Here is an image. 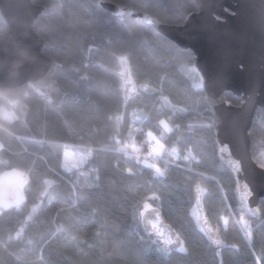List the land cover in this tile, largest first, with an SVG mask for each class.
Segmentation results:
<instances>
[{"label":"trees","instance_id":"trees-1","mask_svg":"<svg viewBox=\"0 0 264 264\" xmlns=\"http://www.w3.org/2000/svg\"><path fill=\"white\" fill-rule=\"evenodd\" d=\"M110 1L134 5L164 24L177 26L198 11L195 0ZM34 2L45 6L35 24L36 32L48 42L43 53L59 65L50 87L31 84L51 95L54 103L48 104L29 88L21 103L8 105L19 118L11 123L0 119V142L5 147L0 157L28 177L22 211L0 214V264L39 262L41 257L43 264H264V259L257 260L264 255V200L261 222L245 214L238 204L233 173L218 157L216 120L207 93L194 87L201 74L190 71L196 68L193 51L132 18L121 23L93 0ZM0 17L3 32L7 23ZM121 54L128 56L138 85L137 95L128 100L116 74ZM143 85H148L149 91H144ZM226 97L235 105L242 103V98L230 92ZM6 103L0 96V105ZM134 113L147 120L133 123ZM117 115L122 119L117 120ZM163 119L172 127L163 143L169 152L175 148L178 155L150 160L166 169V175L157 176L154 168L137 164L117 149L132 143L140 146L147 131L159 135L158 122ZM207 124L213 126L205 127ZM250 134L253 157L259 162L260 153H264L261 110ZM65 145L77 153L92 149L78 173L64 169ZM147 151L145 147L141 159ZM189 151L194 160L184 159ZM128 169L134 174L129 175ZM7 171L11 169L0 165V174ZM82 171L88 176L80 175ZM44 178L54 184L41 210L24 223L44 190ZM17 183L6 181L4 186ZM197 185L207 190L203 205L212 225L219 229L223 241L219 250L212 247L193 216ZM152 196L158 199L149 200ZM145 201L162 210L185 241L187 254L173 251L169 256L159 255L160 245L139 222ZM241 216L252 225L251 244L239 227ZM21 227V237L9 241V234L15 236ZM69 234L80 242L66 243Z\"/></svg>","mask_w":264,"mask_h":264},{"label":"water","instance_id":"water-1","mask_svg":"<svg viewBox=\"0 0 264 264\" xmlns=\"http://www.w3.org/2000/svg\"><path fill=\"white\" fill-rule=\"evenodd\" d=\"M93 2L99 8L111 12L114 17L116 6L122 5L110 0ZM195 2L199 7L198 11L188 14L183 24H164L153 16L160 23L152 28L169 37L181 48L193 51L195 66L205 77L204 89L216 120L214 131L218 157L233 173L238 204L240 201L237 184H248L252 195L248 198L247 208L259 211L253 216L247 208L241 204L240 206L245 214L261 222L264 169L253 157L250 132L258 109L264 110V0ZM44 11L45 6L36 4L34 0H0V13L7 23V29L0 32L1 97L5 98V94L10 90L19 89V95L9 98L17 99L21 103L28 94V84L51 86L52 73L59 63L43 53V48L48 42L35 29V24ZM145 12L135 8L134 14L127 18L140 22ZM133 81L136 91H130L125 100L135 97L138 93L137 82L134 78ZM227 92L242 98V103L235 105L228 101ZM223 145L228 146L232 159L241 161L242 170L239 173H235L228 166V153L221 158L220 148ZM88 174L84 171L80 173L84 176ZM193 195L196 203L197 186ZM153 208L159 209V227L165 231L171 228L177 232L164 218L162 210L155 206ZM200 214L207 217L208 224L213 229H217L212 225L204 205ZM146 215L149 219H154L150 212ZM143 227L146 229L144 224ZM146 232L151 240L158 243L159 238L155 232L150 228ZM210 242L216 250L221 248L211 240Z\"/></svg>","mask_w":264,"mask_h":264},{"label":"snow or ice","instance_id":"snow-or-ice-1","mask_svg":"<svg viewBox=\"0 0 264 264\" xmlns=\"http://www.w3.org/2000/svg\"><path fill=\"white\" fill-rule=\"evenodd\" d=\"M117 11L115 12V18L118 19L121 23H124L126 21L127 17H130L135 12V6L134 5H117ZM143 24H146L150 27L156 26L160 23L159 20L154 18L153 16L149 15L147 12H145L142 20L140 21ZM3 25H0V30H3ZM91 51V50H90ZM118 61L120 64V70L116 73L121 81V90L125 93V97L127 98V94L132 91H136V86L132 78V68L129 64V59L126 54H121L118 56ZM190 71L192 72H198L196 68H191ZM205 77L204 75H199L198 79L194 85L197 91H203L205 86ZM131 85V87H129ZM28 88L33 89V91L36 92V94L44 101H46L48 104L54 103L53 98L48 93L41 91L39 88H35L33 85L29 84L27 86ZM144 91H149L148 85H143ZM20 90L19 89H13L10 90L8 93L5 94V99L7 101L6 104L0 105V119H3L5 122L11 123L13 120L18 119L14 112L9 111L8 105H18L19 100L17 99H10L9 97H15L19 95ZM27 94V93H25ZM206 99V97H205ZM165 103H169L167 100V97L163 98ZM183 111H186V109H182ZM117 120H121L122 116L117 115L115 117ZM147 120V117L142 115H136L133 114V123L140 122L144 123ZM205 127L211 128L212 124L204 125ZM158 127L162 129L159 135H155L152 131H147L146 133H143V135L146 137V139L142 142L140 146H137L135 143H132L131 145H123L120 148L117 149V151L125 153L127 156L132 157L136 160L137 164L143 163L144 165H147L150 168L155 169V174L157 176H164L166 175V169H162L159 167L158 164L150 163V160H156V161H162L165 154L176 156L178 155L177 150L173 148L171 152L166 149L165 144L163 143L165 136L168 133L172 132V127L170 126V123L168 120H160L158 122ZM176 127H179L178 125ZM7 131V129H5ZM137 132H142V129H135ZM129 136H132V131L130 130ZM116 143H120V141L117 139ZM65 148L68 146L65 145ZM148 149L147 156L141 159L143 149ZM5 151V147L3 142H0V152ZM92 149H82L79 153H64V169L65 171H71L73 169H80L83 167L84 163L87 161V159L91 156ZM221 158L223 159V155L225 153H228L229 159L227 161L228 166L235 172L239 173L241 169V161L239 159H232L231 153L228 150L227 145H223L220 148ZM78 157V158H77ZM185 160H194L195 157L191 155V152L189 151L188 155L184 157ZM260 167L264 169V159H261L259 161ZM0 165H3L4 167L10 168V172H6L2 175H9V176H15L18 177V183L14 186L5 188L3 180L0 179V214H4L8 211L15 210L17 212L22 211V206L25 201L24 196V184L28 183V177L25 172L19 171L17 168H13L11 164L4 160L2 157H0ZM129 175H133L131 169L127 170ZM55 174L54 172L52 173ZM43 184L45 185L44 190L39 193V196L37 198V202L33 204L31 210L28 212L27 216L24 217V223H28L31 221L34 216L41 210V205L44 201V199L48 196L49 189L54 184V181L44 178ZM237 190L239 192V201L240 204L247 208L248 198L252 195L251 190L248 187V184H237ZM207 190L201 188L199 185H197V195H196V209L199 210V213L195 212L193 213V216L196 220V224L199 227L200 231L204 232L208 238L212 241L213 244H215L218 247L223 246V241L219 238V229H213L209 224L206 216L201 215L200 213L203 212V197L206 194ZM7 193V195L5 194ZM158 197L152 196L149 197V200H157ZM226 199V198H225ZM247 211L251 213L253 216L257 214L259 209H253V208H247ZM150 212L151 215L154 217V219H149L146 213ZM224 220V228L227 230V218H222ZM139 222L144 224L146 230L151 229L157 237L159 238L158 243L160 244V247L158 249L159 255L161 257L169 256L173 251H176L181 254H187L188 249L185 246V241L181 238V235L179 232L173 231L171 228H169L167 231L161 229L159 227V209L153 208L150 203L145 201L143 205V210L139 213ZM239 227L244 233V238L247 243L251 244L253 241V228L250 223H248L246 220L243 219V217L239 220ZM24 231V228L21 227L19 230L15 232V236L9 234L8 239L9 241L13 239H18L21 237L22 233ZM61 231H64V229H61ZM78 237L69 234L66 237V243H79ZM264 259V255L257 257V260ZM18 264H43L42 257L40 258L39 262L32 261V262H25V261H19Z\"/></svg>","mask_w":264,"mask_h":264},{"label":"rangeland","instance_id":"rangeland-1","mask_svg":"<svg viewBox=\"0 0 264 264\" xmlns=\"http://www.w3.org/2000/svg\"><path fill=\"white\" fill-rule=\"evenodd\" d=\"M1 15V14H0ZM0 25H3L4 26V23L2 22L1 20V17H0ZM164 120V119H163ZM170 123V122H169ZM171 126V124H170ZM67 152L69 153H77L78 151L74 150V149H71V148H68L66 149ZM147 156V155H146ZM83 170V168H80V169H75V172L78 173V171H81ZM7 172H10V171H7ZM73 172V171H72ZM6 173V172H5ZM0 179L3 180V183L6 182V181H12V182H18V177H15V176H9V175H2L0 176ZM195 212L199 213L198 209H194ZM194 213V212H193ZM223 225H224V222H223Z\"/></svg>","mask_w":264,"mask_h":264},{"label":"flooded vegetation","instance_id":"flooded-vegetation-1","mask_svg":"<svg viewBox=\"0 0 264 264\" xmlns=\"http://www.w3.org/2000/svg\"><path fill=\"white\" fill-rule=\"evenodd\" d=\"M199 8V7H198ZM186 21V20H185ZM206 91V90H205ZM228 93V92H227ZM226 96H227V94H226ZM240 98V97H239ZM242 101H243V99H242ZM259 110H261L262 111V113L264 114V110L262 109V108H259L258 109V111H257V113H256V116L258 115V112H259ZM256 116H255V120H256Z\"/></svg>","mask_w":264,"mask_h":264},{"label":"built area","instance_id":"built-area-1","mask_svg":"<svg viewBox=\"0 0 264 264\" xmlns=\"http://www.w3.org/2000/svg\"><path fill=\"white\" fill-rule=\"evenodd\" d=\"M148 152V151H147ZM146 155H147V153L146 154H144V156L146 157ZM191 155H192V153H191ZM262 159H264V155L263 154H260L259 155ZM241 217H243V216H241Z\"/></svg>","mask_w":264,"mask_h":264}]
</instances>
